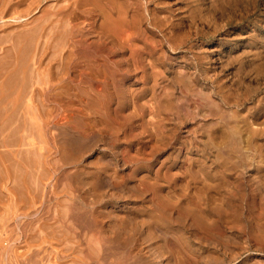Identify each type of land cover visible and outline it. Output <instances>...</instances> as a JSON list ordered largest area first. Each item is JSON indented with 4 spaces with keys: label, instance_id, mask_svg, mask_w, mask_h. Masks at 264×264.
Returning a JSON list of instances; mask_svg holds the SVG:
<instances>
[{
    "label": "rangeland",
    "instance_id": "rangeland-1",
    "mask_svg": "<svg viewBox=\"0 0 264 264\" xmlns=\"http://www.w3.org/2000/svg\"><path fill=\"white\" fill-rule=\"evenodd\" d=\"M79 1L0 0V264H264V0Z\"/></svg>",
    "mask_w": 264,
    "mask_h": 264
},
{
    "label": "bare ground",
    "instance_id": "bare-ground-1",
    "mask_svg": "<svg viewBox=\"0 0 264 264\" xmlns=\"http://www.w3.org/2000/svg\"><path fill=\"white\" fill-rule=\"evenodd\" d=\"M78 1H79V0H78ZM96 1H98V0H96ZM103 1H104V0H103ZM152 1H153V0H152ZM157 1H158V0H157ZM161 1H162V0H161ZM241 1L244 2L243 0H241ZM76 2H77V1H76ZM79 2H80V1H79ZM79 2H78V4H79ZM86 2H87V1H86ZM93 2H95V1H93ZM159 2H160V0H159ZM83 3H84V1L81 0V4H83ZM97 3H98V2H97ZM112 3H113V2H112ZM51 4H52V3H51ZM70 4H71V3H70ZM84 4H85V3H84ZM89 4H90V3H89ZM136 4H137V3H136ZM236 4H237V3H236ZM58 5H59V4H58ZM60 5H61V4H60ZM79 5H80V4H79ZM92 5H93V4H92ZM46 6H47V5H46ZM48 6H49V5H48ZM68 6H69V5H68ZM93 6H94V5H93ZM107 6H108V5H107ZM157 6H158V5H157ZM58 7H59V6H58ZM252 7H253V6H252ZM61 8H62V7H61ZM106 8H107V7H106ZM109 8H110V7H109ZM112 8H113V7H112ZM157 8H158V7H157ZM229 8H230V7H229ZM54 9H55V8H54ZM153 9H154V8H153ZM153 9H152V10H153ZM235 9H236V7H235ZM247 9H248V8H247ZM51 10H52V8H51ZM64 10H65V9L61 10V13H62V11H63V13H65ZM156 10H157V9H156ZM156 10H153V11L156 12ZM231 10H232V9H231ZM111 11H112V10H111ZM164 11H165V10H164ZM228 11H229V10H228ZM233 11H234V9H233ZM59 12H60V11H59ZM68 12H69V11H68ZM122 12H123V11H122ZM157 12H158V11H157ZM165 12H167V11H165ZM248 12H249V11H248ZM51 13H52V12H51ZM53 13H57V12H53ZM53 13H52V14H53ZM61 13H60V16L62 15ZM111 13H112V12H111ZM161 13H162V12H161ZM163 13H164V12H163ZM121 14H122V13H121ZM121 14H120V15H121ZM125 14H126V13H125ZM248 14H249V13H248ZM49 15H50V14H49ZM49 15H46V17H47V16L49 17ZM53 15H54V14H53ZM50 16H51V15H50ZM54 16H55V15H54ZM56 16H57V14H56ZM60 16H59V17H60ZM105 16H106V15H105ZM117 16H118V15H117ZM152 16H154V15H152ZM112 17H113V16H112ZM115 17H116V16H115ZM52 18H53V17L51 16V19H52ZM57 18H58V17H57ZM122 18H123V17H122ZM124 18H125V17H124ZM158 18H159V15H158ZM160 18H161V17H160ZM20 19H21V18H20ZM51 19H50V17H49V20H51ZM58 19H59V18H58ZM117 19L122 21V19H121L120 17H119V18L117 17ZM156 19H157V16H156ZM156 19H155V20H156ZM11 20H12V19H11ZM42 20H43V19H42ZM46 20H48V19H46ZM61 20H62V19H61ZM118 20H117V21H118ZM125 20H128V19H125ZM157 20H158V19H157ZM37 21H38V20H37ZM64 21H65V20H64ZM115 21H116V20H115ZM115 21H114V22H115ZM117 21H116V22H117ZM77 22H78V21H77ZM118 22H119V21H118ZM122 22H123V21H122ZM126 22H127V21H126ZM5 23L7 24V22H5ZM44 23H45V22H44ZM44 23H43V24H44ZM46 23H47V22H46ZM48 23L50 24V21H48ZM31 24H32V23H31ZM49 24H48V25H49ZM124 24H125V22H124ZM133 24H134V23H133ZM156 24H157V23H156ZM7 25H8V24H7ZM115 25H116V24H115ZM120 25H121V24H120ZM122 25H123V24H122ZM51 26H52V25H51ZM60 26H61V25H60ZM64 26H65V25H64ZM1 27H2V26H1ZM26 27H27V26H26ZM28 27H29V26H28ZM35 27H37V26H35ZM58 27H59V26H58ZM71 27H72V26H71ZM116 27H117V26H116ZM124 27H125V26H124ZM133 27H134V26H133ZM43 28H44V27H43ZM55 28H56V27H55ZM62 28H63V27H62ZM122 28H123V26H122ZM128 28H129V27H128ZM155 28H156V27H155ZM17 29H18V28H17ZM26 29H27V28H26ZM47 29H48V28H47ZM109 29H110V28H109ZM32 30H33V29H32ZM58 30H59V29H58ZM60 30H61V29H60ZM91 30H92V29H91ZM116 30H117V29H116ZM160 30H162V29H160ZM78 31H79V30H78ZM112 31H113V30H112ZM52 32H53V31H52ZM75 32H77V31H75ZM113 32H114V31H113ZM12 33H13V32H12ZM12 33H11V35H12ZM15 33H16V32H15ZM15 33H14V34H15ZM19 33H20V32H19ZM25 33H26V32H25ZM37 33H38V32H37ZM48 33H49V32H48ZM57 33H58V32H57ZM119 33H120V32H119ZM161 33H162V32H161ZM14 34H13V35H14ZM27 34H29V33H27ZM30 34H31V33H30ZM50 34H51V33H50ZM63 34H64V33H63ZM74 34H75V33H74ZM80 34H82V33H80ZM121 34H122V32H121ZM0 35H1V34H0ZM2 35H3V34H2ZM4 35H5V34H4ZM19 35H20V34H19ZM33 35H34V34H33ZM33 35H32V36H33ZM51 35H52V34H51ZM67 35H68V34H66V36H67ZM75 35H76V34H75ZM84 35H85V34H84ZM92 35H93V34H92ZM115 35H116V34H115ZM124 35H125V34H124ZM24 36H28V35H24ZM24 36H23V37H24ZM61 36H62V34H61ZM76 36H77V35H76ZM0 37H1V36H0ZM34 37H35V36H34ZM40 37H41V36H40ZM9 38H10V36H9ZM9 38H8V39H9ZM11 38H12V37H11ZM26 38H27V37H26ZM30 38H31V37H30ZM49 38H50V37H49ZM54 38H56V37H54ZM62 38H63V37H62ZM100 38H101V37H100ZM118 38H119V37H118ZM4 39H6V38H4ZM14 39H16V38H13V42H14ZM21 39H22V38H21ZM33 39H34V38H33ZM105 39H106V38H105ZM124 39H125V37H124ZM11 40H12V39H11ZM18 40H19V39H18ZM26 40H27V39H26ZM43 40H44V39H43ZM50 40H51V39H50ZM6 41H7V40H6ZM22 41H23V40H22ZM24 41H25V40H24ZM31 41H32V40H31ZM122 41H123V40H122ZM124 41H126V39H125ZM17 42H18V41H16L15 43H17ZM38 42H39V41H38ZM126 42H127V41H126ZM158 42H159V41H158ZM4 43H5V42H4ZM11 43H12V42H11ZM15 43H14V44H15ZM19 43H22V42H19ZM23 44H24V42H23ZM48 44H49V43H48ZM153 44H154V43H153ZM12 45H13V43H12ZM26 45H27V43H26ZM32 45H33V43H32ZM37 45H38V44H37ZM51 45H52V44H51ZM124 45H125V44H124ZM9 46H10V45H9ZM15 46H16V45H15ZM15 46H14V47H15ZM18 46H21V45H18V44H17V47H18ZM2 47H3V46H2ZM10 47H11V46H10ZM26 47H27V46H26ZM51 47H52V46H51ZM12 48H13V47H12ZM27 48H28V47H27ZM37 48H38V46H37ZM10 49H11V48H10ZM18 49H20V47H19ZM0 50H1V49H0ZM12 50H13V49H12ZM24 50H26V48H25ZM36 50H37V49H36ZM41 50H42V49H41ZM50 50H52V49H50ZM88 50H89V49H88ZM6 51H7V50H6ZM8 51H9V50H8ZM13 51H14V50H13ZM17 51H18V50H17ZM89 51H90V50H89ZM18 52H19V51H18ZM24 52H26V51H23V53H24ZM39 52H40V51H39ZM10 53H11V52H10ZM15 53H16V50H15ZM40 53H41V52H40ZM40 53H39V54H40ZM5 54H6V52H5ZM16 54H18V53H16ZM21 54H22V53H21ZM51 54H52V53H51ZM22 55H23V54H22ZM133 55H134V54H133ZM1 56H2V55H1ZM6 56H7V55H6ZM8 56H9V55H8ZM27 56H28V55H27ZM10 57H11V56H10ZM18 57H19V55H18ZM33 57H34V56H33ZM11 58H12V57H11ZM21 58H22V57H21ZM262 58H264V57H262ZM38 59H39V58H38ZM6 60H7V59H6ZM263 61H264V60H263ZM17 62H18V61H17ZM21 62H22V61H21ZM4 63H5V62H4ZM10 63H11V62H10ZM18 63H19V62H18ZM18 63H17V65H18ZM22 63H23V62H22ZM22 63H21V64H22ZM6 64H7V63H6ZM14 64H15V63H14ZM21 64H20V66H21ZM24 64H25V63H24ZM201 64H202V63H201ZM8 65H9V64H8ZM8 65H7V67H8ZM11 65H12V64H11ZM0 66H2V65H0ZM136 66H137V65H136ZM9 67H10V66H9ZM196 67H197V66H196ZM10 68H11V67H10ZM19 68H20V67H19ZM0 69H1V67H0ZM3 69H4V68H3ZM33 69H34V68H33ZM91 69H92V68H91ZM17 70H18V69H16V71H17ZM20 70H21V69H20ZM157 70H158V69H157ZM157 70H155V71H157ZM0 71H1V70H0ZM9 71H10V70H9ZM9 71H8V72H9ZM18 71H19V70H18ZM102 71H103V69H102ZM199 71H200V69H199ZM13 72H14V71H13ZM93 72H94V71H93ZM103 72H104V71H103ZM1 73H2V72H1ZM32 73H34V72H32ZM97 73H98V72H97ZM12 74H14V73H12ZM100 74H101V73H100ZM115 74H116V73H115ZM153 74H154V73H153ZM204 74H205V73H204ZM0 75H1V74H0ZM17 75H18V74H17ZM25 75H26V74H25ZM87 75H89V74H87ZM107 75H108V74H107ZM151 75H152V74H151ZM156 75H158V74H156ZM156 75H155V76H156ZM201 75H202V74H201ZM1 76H2V75H1ZM8 76H9V75H7V77H8ZM13 76H14V75H13ZM202 76H204V75H202ZM205 76H206V75H205ZM18 77H19V76H18ZM156 77H157V76H156ZM0 79H1V78H0ZM5 79H6V78H5ZM17 80H18V79H17ZM28 80H29V79H28ZM37 80H38V79H37ZM18 81H19V80H18ZM46 81H47V80H46ZM155 81H156V80H155ZM192 81H193V80H192ZM192 81L189 82V83L192 84ZM195 81H196V80H195ZM14 82H15V80H14ZM39 82H40V81H39ZM6 83H7V82H6L5 80H4V83L0 82V111H1V112H3L2 110H5V111H7V110H9V109H10V110H14V109H16L15 107L18 105V104L16 105L15 102H12V103H8V102H6V101H7V97H8V95H9V94L12 95L11 92H9V94H8V91L6 90L8 87H5ZM11 83H12V81H11ZM193 83H195V82H193ZM4 84H5V85H4ZM17 84H18V83H17ZM44 84H45V83H44ZM190 84H189V85H190ZM198 84H199V83H198ZM213 84H215V83H213ZM13 85H14V84H13ZM15 85H16V84H15ZM22 85H24V84H22ZM27 85H29V84L27 83ZM194 85H195V84H194ZM25 86H26V85H25ZM122 86H123V85H122ZM186 86H187V85H186ZM190 86H191V85H190ZM27 87H28V86H27ZM159 87H160V86H159ZM21 88H22V87H21ZM151 88H152V87H151ZM190 88L193 89V85H192V87H190ZM14 89H15V88H14ZM14 89H13V90H14ZM194 89H195V88H194ZM8 90H9V89H8ZM93 90H94V89H93ZM96 91H97V90H96ZM189 91H190V90H189ZM12 92H13V91H12ZM20 92H21V91H20ZM85 92H86V91H85ZM88 92H89V91H88ZM93 92H94V91H92L91 93H93ZM18 93H19V91H18ZM97 93H99V92L97 91ZM122 93H123V92H122ZM189 93H190V92H189ZM205 93H206V92H205ZM207 93H208V92H207ZM214 93H216V92H214ZM89 94H90V93H89ZM100 94H103V93H100ZM165 94H166V93H165ZM10 95H9V96H10ZM208 95H209V94H208ZM217 95H218V94H217ZM184 96H185V95H184ZM206 96H207V95H206ZM90 97H91V96H90ZM100 97H101V96H100ZM121 97H122V96H121ZM150 97H151V96H150ZM177 97H178V96H177ZM95 98H96V97H95ZM97 98H99V97H97ZM180 98H181V97H180ZM190 98H191V97H190ZM209 98H210V97H209ZM219 98H220V97H219ZM250 98H251V97H250ZM104 99H105V98H104ZM159 99H160V98H159ZM185 99H187V98H185ZM185 99H183V100H185ZM205 99H206V97H205ZM226 99H227V98H226ZM98 100H99V99H98ZM180 100H181V99H180ZM188 100H189V99H188ZM201 100H202V99H201ZM230 100H231V99H230ZM240 100H241V99H240ZM192 101H193V100H192ZM206 101H207V100H206ZM224 101H225V100H224ZM10 102H11V101H10ZM97 102H98V101H97ZM182 102H183V103H184V102H187V100H186V101H182ZM193 102H194V101H193ZM208 102H210V101H208ZM99 103H100V102H99ZM121 103H122V102H121ZM142 103H143V102H142ZM223 103H224V102H223ZM229 103H230V102H229ZM14 104H15L16 106H15ZM97 104H98V103H97ZM122 104H124V103H122ZM143 104H144V103H143ZM174 104H175V103H174ZM197 104H198V102H197ZM227 104H228V103H227ZM100 105H101V104H100ZM102 105H103V104H102ZM155 105H156V104H154V106H155ZM209 105H210V103H209ZM224 105H226V104H224ZM14 106H15V107H14ZM97 106H98V105H97ZM121 106H123V105H121ZM121 106H120V107H121ZM191 106H192V105H191ZM199 106H200V105H199ZM199 106H198V107H199ZM13 107H14V108H13ZM19 107H20V105H19ZM201 107H202V106H201ZM206 107H207V105H206ZM22 108H23V107H22ZM99 108H100V106H99ZM122 108H123V107H122ZM150 108H153V105H152V107L150 106ZM179 108H180V107H179ZM207 108H208V107H207ZM124 109H125V105H124ZM153 109H154V108H153ZM157 109H158V108H157ZM202 109H203V108H202ZM211 109H212V108H211ZM34 110H35V109H34ZM125 110H126V109H125ZM28 111H29V110H28ZM148 111H149V110H148ZM153 111H154V110H153ZM183 111H184V109H183ZM183 111H182V112H183ZM185 111H186V109H185ZM205 111H206V110H205ZM214 111H215V110H213V113H214ZM98 112H99V111H98ZM157 112H158V111H157ZM173 112H174V111H173ZM202 112H204V111H202ZM220 112H221V111H220ZM100 113H101V112H100ZM180 113H181V112H180ZM185 113H186V112H185ZM191 113H192V112H191ZM200 113H201V112H200ZM204 113H207V114H208V112H204ZM210 113H211V112H210ZM210 113H209V114H210ZM215 113H216V111H215ZM215 113H214V114H215ZM2 114H3V113H2ZM187 114H188V113H187ZM201 114H202V113H201ZM216 114L219 115L220 113H216ZM211 115H212V114H211ZM222 115H224V113H223ZM197 116H198V115H197ZM199 116H200V115H199ZM0 117H1V116H0ZM159 117H160V116H159ZM201 117H203V115H202ZM210 117H211V116H210ZM213 117H214V115H213ZM7 118H8V117H7ZM7 118H6V119H7ZM233 118H234V117H233ZM10 119H11V118H10ZM1 120L4 121L2 118H1ZM16 120H18V119H16ZM228 120H231V119H229V117H228ZM228 120H227V121H228ZM9 121H10V120H9ZM227 121H226V122H227ZM237 121H238V120H237ZM36 122H37V121H36ZM147 122H148V121H147ZM8 123H9V122H8ZM149 123H150V122H149ZM6 124H7V123H6ZM232 124H233V122H232ZM238 124H241V123H238ZM213 125H214V124H213ZM16 126H17V125H16ZM25 126H26V125H25ZM66 126H67V125H66ZM228 126H230V124H229ZM1 128H2V127H1ZM1 128H0V130H1ZM5 128H6V127H5ZM232 129H233V128H232ZM234 129H235V128H234ZM233 131H234V130H233ZM62 132H63V130H62ZM214 134H215V133H214ZM7 135H8V134H7ZM4 138H5V137H4ZM9 138H10V137H9ZM11 138H12V137H11ZM11 138H10V140H12ZM5 140H6V139H5ZM5 140H4V141H5ZM10 140H9V141H10ZM12 143H13V142H12ZM5 144H7V143H5ZM29 145H30V144H29ZM29 145H28V147H29ZM40 145H41V144H40ZM1 146H2V145H1ZM30 146H31V145H30ZM13 148H14V147H13ZM0 149H1V148H0ZM9 149H11V148H9ZM40 149H42V148H40ZM40 149H39V150H40ZM33 150H34V149H33ZM41 151H43V150H41ZM41 151H40V152H41ZM26 152H27V151H26ZM26 152H25V153H26ZM17 153H18V152H17ZM35 153H36V152H35ZM4 154H5V153H4ZM32 154H33V153H32ZM2 156H3V155H2ZM2 156H1V157H2ZM27 156H28V155H27ZM39 157H41V156H39ZM2 158H3V157H2ZM30 158H31V157H30ZM32 158H33V157H32ZM35 158H36V157H35ZM5 159H6V158H5ZM25 159H26V158H25ZM40 159H41V158H40ZM0 160H1V158H0ZM29 160H30V159H29ZM37 160H39V159H37ZM24 161H25V160H23V162H24ZM30 161H31V160H30ZM9 162H11V161H9ZM26 162H27V161H26ZM37 162H38V161H37ZM39 162H40V161H39ZM28 163H29V162H28ZM6 164H7V163H6ZM38 164H39V163H38ZM3 165H4V164H3ZM3 165H2V166H3ZM34 165H35V163H34ZM26 166H27V164H26ZM39 166H40V165H39ZM8 167H10V166H8ZM36 167H37V165H36ZM40 167H42V166H40ZM11 168H12V167H11ZM5 169H6V168H5ZM9 169H10V168H9ZM32 170H33V169H32ZM42 170H43V169H42ZM13 171H14V173H15V170H13ZM13 171H12V172H13ZM29 171H30V170H29ZM39 171H40V170H39ZM45 172H46V171H45ZM1 173H2V172H1ZM29 173H30V172H29ZM31 173H32V172H31ZM3 174H4V173H3ZM22 174H23V173H22ZM34 174H35V173H34ZM47 174H48V172H47ZM13 175H14V174H13ZM23 175H24V174H23ZM23 175H22V176H23ZM35 175H36V174H35ZM6 176H7V175H6ZM22 176H20V177L22 178ZM36 176H37V175H36ZM41 176H42V173H41ZM47 176H48V175H47ZM14 177H15V176H14ZM14 177H13V178H14ZM20 177L18 176V179H17V180H19ZM27 177H28V176H27ZM44 177H45V175H44ZM44 177H43V178H44ZM8 178H9V176H8ZM23 178H24V177H23ZM31 178H32V176H31ZM37 178H38V177H37ZM6 179H7V178H6ZM9 179H10V178H9ZM17 180H16V178H15V182H16ZM23 180H24V179H23ZM8 181H10V180H8ZM11 181H12V180H11ZM17 182H18V181H17ZM19 182H20V181H19ZM19 182H18V184H19ZM22 182H23V181H22ZM22 182H21L20 184H22ZM28 182H29V181H28ZM26 183H27V182H26ZM30 183H31V182H30ZM20 184H19V185H20ZM15 185H16V184H15ZM14 187H15V186H14ZM35 187H37V186H35ZM40 187L42 188V185H41ZM18 188H19V186H18ZM20 189H21V188H20ZM31 189H32V188H31ZM36 189H37V188H36ZM14 190H15V189H14ZM21 191H22V190H21ZM31 192H32V191H31ZM31 192H30V193H31ZM19 194H21V193H19ZM23 194H24V193H23ZM16 195H17V193H16ZM21 196H22V195H21ZM19 199H20V197H19ZM19 199H18V201H19ZM24 199H26V197H25ZM26 200H27V199H26ZM61 217H62V216H61ZM57 218H58V217H57ZM62 220H63V219H62ZM59 221H60V220H59ZM58 223H59V222H58ZM60 223H61V222H60ZM55 225H56V224H55ZM61 225H62V224H61ZM53 226H54V225H53ZM66 226H67V225H66ZM57 227H58V226H57ZM48 228H49V227H48ZM58 228H59V227H58ZM56 230H57V229H56ZM60 230H61V229H60ZM52 231H54V230L52 229ZM52 231H51V232H52ZM61 232H62V230H61ZM64 232H65V231H64ZM112 234H113V232H112ZM54 235H55V233H54ZM110 235H111V234H110ZM112 236H113V235H112ZM115 236H116V235H115ZM65 237H66V235H65ZM118 237H119V236H118ZM58 238H59V237H58ZM61 238H62V237H61ZM113 239L115 240L116 238L113 237ZM117 239H118V238H117ZM59 240H60V239H59ZM118 240H119V239H118ZM81 241H82V240H81ZM90 241H91V240H90ZM105 241H106V240H105ZM70 242L72 243V241H70ZM70 242H69V243H70ZM82 242H83V245H84V241H82ZM86 242H88V241H86ZM86 242H85V243H86ZM62 243H63V242H62ZM88 243H89V242H88ZM90 243H91V242H90ZM100 243H101V242H100ZM100 243H99V242H93V245H95V246L97 247L96 250H98V251H96V250H94L95 248L93 249V251L96 253V254L94 255V254H93V251H92V255H93V257H92L91 254H90L91 257H90V256H87V255H86L87 253H84V254H85V255H84L82 250H81V252H80V249H79V252H78V250H77L76 252H74V253H73V254H74V255H73V263H75V264H110L111 262H110V263H106V261H108L109 259L106 260V259H104V257H103L104 255H103V256L100 255V254H101L100 251L102 250V246H103V245H101L102 243H101V244H100ZM104 243H105V242H104ZM104 243H103V244H104ZM108 243L111 244L110 247H112V245H114V243H117V241L115 240V242H114V241H112V240H110V241L108 240ZM73 244H74V242H73ZM75 244H76V243H75ZM93 245H92V246L90 245V246L93 247ZM105 246H107V245L105 244ZM119 246H121V244H120ZM80 247H81V246H80ZM103 247H104V246H103ZM107 247H109V245H108ZM72 248H73V247H72ZM105 248H106V247H105ZM70 249H71V248H70ZM70 249H69V250H70ZM76 249H77V248H76ZM91 249H92V248H91ZM91 249H90V250H91ZM100 249H101V250H100ZM103 249H104V248H103ZM86 250H87V249H86ZM108 250H109L108 252L106 251L107 254H108L109 252H110V254H111L110 248H108ZM111 250H112V249H111ZM113 250H114V249H113ZM67 251H68V250H67ZM117 251H118V250H116V252H117ZM84 252H85V251H84ZM86 252H87V251H86ZM102 252L104 253V251H102ZM116 252H115V250H114V253H116ZM121 252H122V250H121ZM121 252H120V250H119L118 253H121ZM118 253H116V254H118ZM110 254H109V255H110ZM88 255H89V254H88ZM112 255H113V251H112ZM114 255H115V254H114ZM118 255H119V254H118ZM110 256H111V255H110ZM115 256H117V255H115ZM115 256H113V257H115ZM122 256H123V255H122ZM70 257H72V256H70ZM105 257H108V256L105 255ZM120 257H121V256H120ZM123 257H124V256H123ZM109 258H110V257H109ZM111 258H112V256H111ZM115 259H116V258H115ZM121 259H122V258H121ZM147 259L149 260V258H147ZM147 259H146V261H147ZM112 260H113V259H112ZM112 260H111V261H112ZM116 260H117V262H118V259H116ZM119 260H120V259H119ZM122 260H123V261H122ZM122 260H121L122 262L125 261L124 258H123ZM143 260H144V259H143ZM121 261H120V263H121ZM135 261H136V260H134L133 264H136ZM137 261H138V260H137ZM139 261H140V260H139ZM150 261H152V260H150ZM108 262H109V261H108ZM113 262H115V260H114ZM117 262H115V263L117 264ZM69 263H70V262H69ZM125 263H127V262H125ZM125 263H123V264H125ZM129 263H130V261H129ZM143 263H145V262H143ZM112 264H113V263H112ZM118 264H119V263H118ZM127 264H128V263H127ZM137 264H138V262H137ZM140 264H142V263H140ZM148 264H149V263H148ZM150 264H152V263H150Z\"/></svg>",
    "mask_w": 264,
    "mask_h": 264
}]
</instances>
